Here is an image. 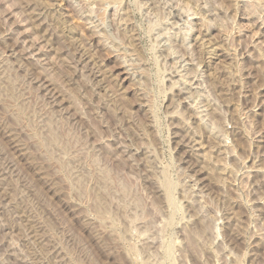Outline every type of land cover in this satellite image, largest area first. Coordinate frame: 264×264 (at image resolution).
<instances>
[{
	"label": "rangeland",
	"instance_id": "rangeland-1",
	"mask_svg": "<svg viewBox=\"0 0 264 264\" xmlns=\"http://www.w3.org/2000/svg\"><path fill=\"white\" fill-rule=\"evenodd\" d=\"M0 264H264V0H0Z\"/></svg>",
	"mask_w": 264,
	"mask_h": 264
}]
</instances>
